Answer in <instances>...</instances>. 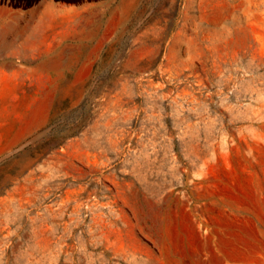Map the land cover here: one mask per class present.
<instances>
[{
	"label": "rangeland",
	"instance_id": "1",
	"mask_svg": "<svg viewBox=\"0 0 264 264\" xmlns=\"http://www.w3.org/2000/svg\"><path fill=\"white\" fill-rule=\"evenodd\" d=\"M98 36L0 62V264H264V0H116Z\"/></svg>",
	"mask_w": 264,
	"mask_h": 264
},
{
	"label": "crops",
	"instance_id": "2",
	"mask_svg": "<svg viewBox=\"0 0 264 264\" xmlns=\"http://www.w3.org/2000/svg\"><path fill=\"white\" fill-rule=\"evenodd\" d=\"M115 1L38 0L28 6L0 2V62L38 65L31 71L64 63L70 48L100 38L102 17Z\"/></svg>",
	"mask_w": 264,
	"mask_h": 264
}]
</instances>
